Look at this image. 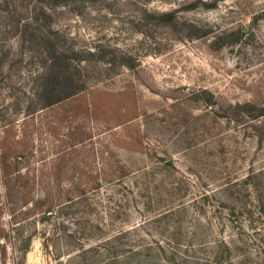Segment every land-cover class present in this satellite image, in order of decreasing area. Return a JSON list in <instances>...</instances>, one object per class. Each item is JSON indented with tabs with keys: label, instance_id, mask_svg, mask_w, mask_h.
I'll return each mask as SVG.
<instances>
[{
	"label": "rangeland",
	"instance_id": "374dc122",
	"mask_svg": "<svg viewBox=\"0 0 264 264\" xmlns=\"http://www.w3.org/2000/svg\"><path fill=\"white\" fill-rule=\"evenodd\" d=\"M0 264H264V0H0Z\"/></svg>",
	"mask_w": 264,
	"mask_h": 264
},
{
	"label": "trees",
	"instance_id": "16d2710c",
	"mask_svg": "<svg viewBox=\"0 0 264 264\" xmlns=\"http://www.w3.org/2000/svg\"><path fill=\"white\" fill-rule=\"evenodd\" d=\"M142 12L145 20L151 18L160 23H173L176 21L175 12L154 13L147 9H142ZM78 54L80 53L75 50H64L63 52L50 54L51 58L48 60L50 62H46L49 63L46 72L47 81L40 88L43 91L40 94L45 107L55 105L82 91L83 84H81V81H75L77 72L81 68V64L78 62L79 59H77ZM85 54L87 56L95 55L89 51Z\"/></svg>",
	"mask_w": 264,
	"mask_h": 264
}]
</instances>
